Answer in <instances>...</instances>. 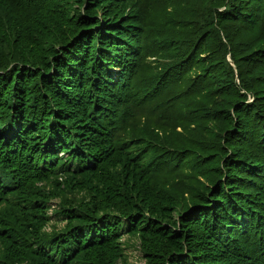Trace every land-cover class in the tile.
Returning <instances> with one entry per match:
<instances>
[{"label": "trees", "instance_id": "obj_1", "mask_svg": "<svg viewBox=\"0 0 264 264\" xmlns=\"http://www.w3.org/2000/svg\"><path fill=\"white\" fill-rule=\"evenodd\" d=\"M63 1L0 0V264H119L122 239L133 234L150 238L147 264H264V109L255 93L248 102L249 83L244 93L217 88L208 105L196 104L207 89L201 77L212 72L199 70L207 61L200 38L181 55L174 43L179 21L167 15L183 0H88L80 18ZM208 1L214 26L264 27V0H250L248 15L234 0ZM55 7L50 27L41 20L24 35L13 28ZM74 28L80 37L69 40ZM28 47L18 62L17 50ZM249 56L264 66V51ZM226 97L238 99L240 114L227 140L248 147L223 151L231 175L211 208L178 223L164 191L184 183L188 153L168 146L167 132L217 121Z\"/></svg>", "mask_w": 264, "mask_h": 264}, {"label": "rangeland", "instance_id": "obj_2", "mask_svg": "<svg viewBox=\"0 0 264 264\" xmlns=\"http://www.w3.org/2000/svg\"><path fill=\"white\" fill-rule=\"evenodd\" d=\"M87 1L88 0H64L63 3L68 5L67 9L72 13L71 17L78 16V18H80L85 12H87L86 7H84V4L86 5ZM234 2L239 8L241 7L246 15L250 14L251 10H253V7L249 4L250 0H234ZM214 5L215 4L208 0H183L182 3L176 4L171 9L170 13L168 12L169 15H167L170 20L179 21V23L172 24L171 27L174 34L178 36L177 39L180 41V43L174 41L176 45H181V51L179 48V55H181L184 49L192 46L193 42L198 41L200 38L202 42L201 55L205 53L202 57H207V61L199 67V70L200 72H203L204 70H211L212 72V74H208V79L206 81L205 76L201 77V84L207 89L202 96L197 98L196 104L201 103L208 105L211 101L210 96L213 95L217 88L227 90V92H231L235 95L240 91H243L244 93L245 90L242 82L247 81L250 85L247 88L251 90L250 92H246L249 96L248 102H256L253 94L255 93L260 100L259 103L262 109H264V66L257 65L256 62L254 63V57L245 58L246 55L250 57L249 55L264 51V27H254L249 23L245 24L238 20L227 21L225 22V25L221 26V22L215 20V24L218 26L216 27L211 22V18L206 15V8L212 7L214 9ZM253 5L256 4L253 2L252 6ZM219 7L222 10V6ZM59 9V7L50 9V12H47L46 16L44 15L35 18L37 19L36 21L29 22L24 26L20 24L18 27L14 23L13 28L21 35H24V31H29L34 27V23L36 24L41 20L45 26L50 27L52 20L57 19L51 16L58 17L60 12ZM93 9L94 8H90V11ZM100 11L101 10H98L94 13H98V16L100 17V19H98L103 20V22L105 21L108 25L104 16L99 14ZM107 11L108 9L105 8V11L103 12ZM163 11L166 13V10L163 9ZM183 11H186L187 13L185 14ZM128 15H130V13H127V16ZM159 15L160 13L156 12L155 18H158ZM44 17L46 18L44 19ZM155 21L157 22V20ZM100 29L102 28L99 27L98 30ZM197 30H199V33ZM167 31L168 28H165L164 32L161 33L166 34ZM193 31L195 32L193 33ZM55 34L59 45L60 43L65 44V42L58 40V33ZM63 34L64 33L60 34V40H63ZM12 35L13 32H11L10 36ZM66 37L69 38V40H77L80 37V32L78 33L76 28L72 31L68 30ZM37 42H40V38L37 39ZM25 44L29 46L32 45L29 43V40ZM30 49L31 48L28 47L22 51L17 50V61L21 63L24 62V60L27 59L26 55L29 53ZM240 50L242 51V55L239 53ZM164 51L169 57L166 64L174 63V59H176L175 53L168 52V48L166 47ZM160 61L161 60H159L158 57V64ZM150 62L157 71V67L154 66L152 61ZM161 66H159V68H162ZM114 71L117 72L118 68H114ZM148 75L151 79L154 78L153 74L148 73ZM237 107H239L238 99L226 97V100H224L221 105V109H219V112H216L217 121H211V124L208 125L204 120L199 119L195 126L188 127L187 129L177 128V130L167 132V134H170V136L165 138L168 142L167 145L172 146L177 154L188 153L187 160L189 166L194 168L187 167L185 177H181L178 181H183V184L173 185L170 184L171 181L166 186L168 187L165 189L166 191H164V193L174 201L175 205L178 206L176 217L173 219L176 222L180 223L182 217L191 213L198 207L211 208L212 203L215 201L214 199H211L212 195L218 191L221 183H224L227 177L231 175V173H229L230 167L227 166L228 159L225 157L223 151L227 150L240 153L238 150H242V148L247 149L248 144L246 142L242 141V144L239 142L235 143L230 138L231 144H229L227 140V134L229 132H235L234 126L237 124L235 122L238 121L240 116ZM238 114L239 116H237ZM241 117H243L241 120L249 122L251 119L255 118V115L251 114L246 118L245 116ZM220 118L224 120L219 123ZM142 123V126L153 129V122H150L149 119L143 120ZM155 131H157V133L161 132L158 133L159 137H165L163 130L159 129ZM214 143L217 144L215 145L217 146L215 149L213 148L214 146L211 145ZM210 145L213 149H208ZM209 150H212V152L208 153ZM205 156L210 158L207 159L202 166L201 163L203 161L200 160V158ZM242 159L245 160V156H243ZM200 167L201 169H199ZM167 228L177 230V227H175L174 224H169ZM149 241V237L145 240L141 234L125 236L122 239L125 251L123 252V257L120 256L118 258V261H120L119 264H147L148 254L144 253V250L149 246ZM153 245L158 251H163L165 249L163 245Z\"/></svg>", "mask_w": 264, "mask_h": 264}, {"label": "bare ground", "instance_id": "obj_3", "mask_svg": "<svg viewBox=\"0 0 264 264\" xmlns=\"http://www.w3.org/2000/svg\"><path fill=\"white\" fill-rule=\"evenodd\" d=\"M257 73H258V72H257ZM262 91H263V90H262ZM243 100H244V99H243ZM246 111H247V110H246ZM253 111H254V110H253ZM240 119H241V118H240ZM243 124H244V123H243ZM250 130H251V129H250ZM255 130H256V129H255ZM257 131H258V130H257ZM256 139H257V137H256ZM253 144H254V143H253ZM243 147H244V146H243ZM241 152H242V151H241ZM241 152H240V153H241ZM247 158H248V157H247ZM253 159H254V158H253ZM239 160H240V159H239ZM218 161H219V160H218ZM252 163H253V162H252ZM253 164H254V163H253ZM213 165H214V164H213ZM213 165H212V166H213ZM205 168H206V167H205ZM207 169H208V168H207ZM214 169H215V168H214ZM198 171H199V170H198Z\"/></svg>", "mask_w": 264, "mask_h": 264}]
</instances>
